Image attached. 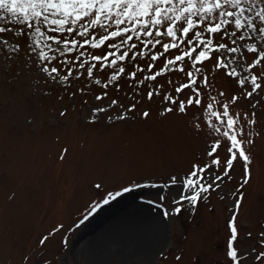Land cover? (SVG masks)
<instances>
[{
  "label": "rangeland",
  "instance_id": "rangeland-1",
  "mask_svg": "<svg viewBox=\"0 0 264 264\" xmlns=\"http://www.w3.org/2000/svg\"><path fill=\"white\" fill-rule=\"evenodd\" d=\"M254 2L264 7L260 0ZM253 23L264 28L258 17ZM73 27L71 33L51 32L40 22L27 27L11 18L0 20L6 29L0 33V264H233L227 255L233 217L240 264H264V61L250 72L259 53L247 51L253 45L264 49L259 33L245 27L237 35L252 38L233 44L234 27L221 39L205 30L200 39H212L215 52L193 67L192 57L167 61L193 47V56L206 50L195 35L190 40L179 33L175 40L149 37L146 31H164L150 25L129 32L131 40L110 37L92 47L118 29H101L87 19ZM199 31L201 26L193 30ZM225 42L238 51L218 48ZM164 43L177 48L164 52ZM40 51L48 59L41 60ZM123 53L128 55L121 60ZM217 60L227 66L217 67ZM53 67L57 72L51 73ZM233 69L235 74L228 75ZM69 72L67 80L61 79ZM254 74L262 87L249 97ZM239 80H245L243 86ZM184 84L191 87L182 88ZM189 98L200 104H189ZM180 102L184 112L177 107ZM225 105L228 116L223 115ZM229 117L235 121L232 129ZM224 132L242 141L251 160L246 184L238 154L225 175L232 153ZM216 144L220 147L213 150ZM214 158L221 164H214ZM193 170L197 176L190 175ZM189 178L212 183L195 206L187 200L177 203L199 190L184 188ZM117 192L122 194L112 199ZM119 204L127 205L128 217L109 212ZM132 212L144 219L154 216L155 228L135 234ZM106 217L99 233L112 230V236L108 233L98 250L88 248V233L100 226L93 224ZM128 231L132 236L124 241ZM153 233L157 238L148 254L136 249L139 240L151 241Z\"/></svg>",
  "mask_w": 264,
  "mask_h": 264
},
{
  "label": "snow or ice",
  "instance_id": "snow-or-ice-1",
  "mask_svg": "<svg viewBox=\"0 0 264 264\" xmlns=\"http://www.w3.org/2000/svg\"><path fill=\"white\" fill-rule=\"evenodd\" d=\"M260 3H264V0H260ZM247 5V7H245ZM245 13H250L251 15H245ZM258 17L261 24H264V7L257 8L254 0H0V20H7L11 18L13 23L24 24L27 27H33L34 22L43 23L48 27L51 32H64L69 33L73 32L75 29L73 26L80 24L82 21L87 19L89 23L93 26H98L101 29H107L108 27L114 25L118 31H113L109 35L103 36L98 43L92 44V47H99L100 45L105 44L109 38L127 36V40H131L132 37L127 35L129 32H137L139 28H144L147 30L150 25L163 27L164 31H157L155 33L151 31H146L144 34L151 37L153 35L160 36L166 35L172 39H178V33L184 37H187L189 40L192 35H195L197 41L200 45H203L204 49L200 50L198 54L193 56V52H196V48L193 47L191 51H186L183 55H176L175 60H168V64H173L178 61H182L185 57H192L194 60L193 67L195 64L202 63L210 59L209 51L215 52V49L212 48L213 40L200 39L203 32L206 30L208 34H215L217 39L223 38L224 34H227L229 29L234 27L236 31L231 33L232 37L235 39L232 40V43L235 44L237 40L244 41L246 39H251L252 36H244L243 34L237 35L242 29L247 27L250 33L256 34L259 33L260 38L264 40V28H258L253 20ZM108 21V23H104ZM201 22L203 24L201 25ZM132 24V28L123 27L122 25ZM197 26H201V31L193 32ZM5 28H0V33L5 32ZM87 26H85V32H87ZM35 32L39 36H44V32L41 31L40 27H35ZM84 35L85 33H80ZM50 40H55L54 36L48 37ZM127 42V41H124ZM60 43V41H56ZM155 43H159L156 41ZM164 52H168L169 48H177V44L164 43L162 45ZM218 48L226 49L229 52L235 53L238 51L235 47H230L227 42L218 44ZM248 52L253 54L259 53V59H255L254 63L250 64L249 71L256 68L257 65L261 64V61H264V49H258L255 45L247 48ZM41 60L48 59L43 51L38 53ZM128 54L123 53L119 59L123 60ZM93 59L100 61L101 56H94ZM152 59L155 60L157 57L152 56ZM116 61H112V64H115ZM223 62L217 60V67H226ZM95 67V65H93ZM264 67V66H262ZM43 71L49 72L48 68H43ZM120 72H123L124 69L120 68ZM184 71V69H181ZM199 71V69H197ZM57 72V68H51V73ZM235 70L228 73V75H234ZM71 75L69 72L67 75L61 77L63 80H67L68 76ZM87 75L92 76V71L87 70ZM159 75V73H157ZM186 75L191 79L192 73L187 72ZM155 76L148 77V79H155ZM115 80L116 77L111 78ZM245 79H248L245 77ZM258 75H251L250 83L252 85V90L247 92V96L251 97L252 94L257 90L261 89V83H258ZM204 82L207 84V77H204ZM241 86L244 85L245 80L238 81ZM96 83H99L97 80ZM191 84H196L194 79H191ZM190 84L182 85V88H190ZM181 89L178 88L177 91ZM196 91V95L199 96V91ZM152 98V94L149 93V99ZM99 99V97H98ZM165 99H169L165 97ZM237 98H233L235 102ZM172 103H177L175 100H172ZM189 104H200L199 99H188ZM177 107L180 112L185 111V104L180 102L177 104ZM209 110L211 105H208ZM102 110V109H101ZM166 111H172L171 108L166 109ZM211 115L217 116L218 114L212 112ZM224 116H228L227 105L224 106ZM144 116H148V113L145 112ZM219 118V117H218ZM235 121L229 117L227 120V125L229 129H232ZM254 123V121H253ZM219 131V129H215ZM223 135L231 141V148L228 149L232 153L231 158L226 160V171L225 175L228 174L233 166V161L237 159V154L239 159L244 161L245 168V180L244 183L248 182L250 178V173L248 166L251 164L249 156L246 154L244 149L241 147L242 141L238 140L236 135H229V132H224ZM220 147L219 144L213 146L215 148ZM214 164H221V161L218 159L213 160ZM203 171V169H200ZM197 170H193L190 175L197 176ZM216 179H219L217 177ZM173 183H175V178H173ZM215 183V180L213 181ZM155 186V185H153ZM198 186L197 191H194L192 195H182L180 203L184 200L190 202L193 206L196 205L198 199L200 198L201 192H207L212 188V183H209L207 186L199 184V181L193 180L191 178L187 179L184 182V188L187 191H193ZM99 187V186H98ZM130 188H125L123 191H131ZM122 193L117 192L111 195L112 199L120 196ZM163 199V197H161ZM104 204H108L109 200L105 199ZM239 205H237L238 207ZM96 207L92 208L94 213ZM180 208L175 209L176 213L180 212ZM167 216L168 213L165 212ZM87 219V217H85ZM229 228L231 231V236L228 241V251L227 255L232 260L233 264H240L238 251L233 246L234 242L237 241L238 231L235 226V217H233L229 222ZM250 235V234H249ZM46 239V238H45ZM44 241L42 240L41 243ZM179 259V257L177 258Z\"/></svg>",
  "mask_w": 264,
  "mask_h": 264
},
{
  "label": "bare ground",
  "instance_id": "bare-ground-1",
  "mask_svg": "<svg viewBox=\"0 0 264 264\" xmlns=\"http://www.w3.org/2000/svg\"><path fill=\"white\" fill-rule=\"evenodd\" d=\"M124 203H127L126 201H124ZM112 210L113 211H110L109 210V212H112V213H114V214H120V216H124V217H128V216H126V214H128L129 212H126V210H128V207H127V205L126 204H124V205H120L119 204V206H116V207H113L112 208ZM121 212V213H120ZM107 213H108V211H107ZM107 213H104V215L103 216H105V215H107ZM130 215H132L133 216V219H135L136 218V220H135V222H132V227H131V231H136V233L135 234H138V233H140V232H145V231H147V230H149V229H152V228H155L154 226H153V224H156V218L154 217V216H149V217H146L145 219L144 218H139V217H141L140 215H138V214H134V212H132V214L130 213ZM139 216V217H138ZM101 219V218H100ZM99 219V220H100ZM107 219V217L106 218H104L103 220H101V221H99L98 223H96L95 225L93 224V226H97L98 224L100 225L98 228H96L95 230H94V232H92V233H88V235L89 234H91L90 236H88V238L85 240V242L87 243V245L89 246L88 248H93V249H95V250H98L99 249V246L100 245H102V243L104 242H107V241H105L106 240V237L110 234V236H112V230H109V232H107V233H105V234H102V232H100L99 233V230H101V225H102V227H103V222L105 221ZM140 222V223H139ZM144 222H146L145 224H144ZM130 222H126L125 224H129ZM92 226V227H93ZM152 226V227H151ZM104 227H105V225H104ZM131 231H128L126 234H125V237H123V240L124 241H127L131 236H132V234H130V232ZM99 233V234H98ZM109 233V234H108ZM114 233V232H113ZM98 234V235H97ZM97 235V236H96ZM153 236V238L151 239V241H148V242H145V241H143V240H139L137 243L139 244V246H137L136 247V249H145V251H146V253L148 254L149 253V246L154 242V238H157V233H153L152 234ZM92 251H94V250H92ZM85 253H86V251H85Z\"/></svg>",
  "mask_w": 264,
  "mask_h": 264
}]
</instances>
